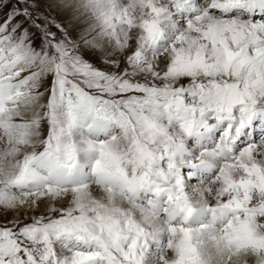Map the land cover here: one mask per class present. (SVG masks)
<instances>
[{"label":"snow or ice","instance_id":"1","mask_svg":"<svg viewBox=\"0 0 264 264\" xmlns=\"http://www.w3.org/2000/svg\"><path fill=\"white\" fill-rule=\"evenodd\" d=\"M44 6L69 23L66 0ZM187 7L176 32L161 30L163 9L152 0H141L135 14L114 11L111 26L124 28L119 34L135 62L115 75L78 59L66 66L68 52L52 65L51 92L75 94L70 123L95 103L124 131L118 145L96 146L91 185L68 180L72 145L50 138L39 155H21L29 125L19 121V109L32 102L36 69L0 49V264H143L152 234L138 222L145 209L137 194L146 191L168 204L174 259L165 254L162 264H203L206 226L193 227L198 211L224 221L219 241L230 261L264 264V144L253 132L259 127L264 138V20L232 15L264 14V0H188ZM178 133L211 143L185 161L192 168L226 160L214 205L198 210L187 198L173 152Z\"/></svg>","mask_w":264,"mask_h":264},{"label":"rangeland","instance_id":"2","mask_svg":"<svg viewBox=\"0 0 264 264\" xmlns=\"http://www.w3.org/2000/svg\"><path fill=\"white\" fill-rule=\"evenodd\" d=\"M101 2L105 1L102 0ZM140 2L141 0H119L116 2L117 9L114 11L118 12L123 10L125 7H128L130 11L135 14L140 7ZM152 2L156 7L163 9V20L161 22V26H167V30L169 32H176L177 23L168 22V15L166 16V12L169 11L168 9H171V3L170 5L166 4V0H152ZM45 4L46 0H0V8L3 7L2 9H0V26L4 27L0 28V43L2 42V36L3 38L6 37L7 39L11 38L12 40H9H11V43H13L12 46L6 43V46H4L2 49L4 51L11 50L13 57H17L14 58L19 64H21V61L18 60V56H21L23 61L25 62V65L27 66H25L24 63L22 65L26 68H30V63L26 64L27 61H30L32 59L36 60L35 67L37 68L34 72L36 73V75H34V79L32 78V83H34L32 88L36 89V91L35 94H33L32 96L31 103L36 105L38 107V110L32 111L30 115L34 114L37 117L33 116V121L31 123L26 121L24 123L29 125L27 127L28 129H30L31 124H35V139L39 140V142L44 133V146L50 138L59 141L60 132L62 130L71 128L73 126L72 124H74L80 116L79 115L71 123L69 122L68 113L70 107H66V104L68 103V100L74 101L73 105L75 104L76 98L74 93H71L70 90H66L64 96L61 97L59 94L54 95L53 93H51L50 90L51 84L53 83L52 65L54 63L60 62V53H69L67 57L63 58V63L66 66L68 65L71 59H78L82 62H87V64L92 66L93 68L106 71L112 75L123 71L126 62L135 63L134 61H131V58L129 57V52L132 51V48L127 47L122 42L119 34L120 32L124 31V28L121 26L119 27V31H117L111 26V17L114 11L109 12L105 10L104 12H102L100 15H98V17H96L95 28L93 30L86 31L84 29L81 30L78 28H71L69 27L68 22H64L62 24L61 21H59L53 15V11L44 6ZM172 6L173 9H181L180 6H178L176 3L172 4ZM232 15L241 18L240 14L234 13ZM92 18L94 19L95 17L93 16ZM135 18L137 20L140 19L139 15H136ZM242 19L244 20L243 17ZM177 20L178 19H176L175 21ZM135 31L138 36L139 29L137 28L135 29ZM100 34L104 35L103 39L109 40L108 48L106 49L104 54H98V52H96L98 50L96 49L95 45L92 44L93 40L95 41V39L98 38ZM16 42H21V44L14 45V43ZM19 49L23 50L21 52H15ZM23 53H25V55H22ZM143 59L144 58L142 57L141 60L143 61ZM138 68L139 65H137V67L132 70V74H134ZM56 79L59 83L60 78L57 77ZM50 93L52 94L51 103L44 112L46 107L43 109L41 102H47V106L49 103L48 96H50ZM41 97H43L44 99H41ZM92 99L96 100L98 98L94 97ZM96 106L97 104L94 103L92 105V108L88 111L91 116L94 113ZM23 107L24 106L20 107L19 112H24V110H22ZM49 115L52 116L51 119ZM98 115L100 117H98ZM97 118H101L103 120L100 122V124H102L103 122H108L109 124L113 123L115 125L112 120H110L109 118H105L100 113H97L91 122L86 123L85 121H81L80 125L77 126L75 129L71 130L67 134H63L62 140H64L63 138H65L66 136H69L73 139H79L84 135H87L88 137H90V139H95L97 141L105 140L104 138H107V136H104L103 134L100 136L96 135L95 137L89 135V133H85L84 135L80 134V131L81 129H83L84 126H92L94 124V120H96ZM104 125L102 124L101 126ZM31 131L32 129L28 131L29 135ZM123 136L124 131L120 127L117 132V135L114 137L115 140L112 137L111 140L102 143L109 145H118L119 142L122 140ZM199 139L200 137L183 136L178 133L175 137V143L173 145V152L175 153L176 159H178L179 162H184L186 160H191L194 155H198L200 150L199 148H197L199 145L196 140L200 142L201 139ZM258 139L260 140L261 138L258 137ZM261 140H264V138H262ZM61 141L59 142L60 144ZM85 143L89 144L90 142ZM259 143L264 144V141H259ZM92 146L94 145L92 144ZM210 146L211 144L209 145V147ZM36 150V148H33L31 150L27 148V146H24L22 148L21 155H32ZM97 155L98 151L97 153H95L94 151L93 163L98 158ZM220 158L221 157H219L218 160ZM214 159L215 158H212L211 160ZM211 160H209L208 163H210ZM221 160L223 159H220V161ZM223 164L224 163L221 162L217 165V167L213 168L211 171H202L201 173H199V175L198 173H196V171L192 170L194 176L191 178L190 176H185L184 179L190 185V189L192 188V192L189 193H194V196H197L199 194L197 193V188L193 186L197 184H191V181L189 179H191L192 182H198L199 180L203 179L206 186L201 188V193L203 194L205 192L208 204L213 205L214 198L218 199V191L220 187V185L216 183L215 177L216 174H218L219 172V165L221 166ZM210 166L211 168L213 167L212 165ZM180 168H178V171L182 172V176L190 172V168L188 166ZM162 202L167 201L166 199H164ZM163 213L165 212H162L161 217L164 218L166 217V214ZM145 230L148 231L146 228ZM148 232L152 234L151 231ZM158 238V236H155L154 238L153 236H151L152 243L148 251L145 253L143 264H162L160 257L165 256V254V258L168 261L174 259L173 252L167 249V237L164 236V239H161L162 242L159 240V244L158 242L154 243V240ZM201 259H203L202 256Z\"/></svg>","mask_w":264,"mask_h":264},{"label":"bare ground","instance_id":"3","mask_svg":"<svg viewBox=\"0 0 264 264\" xmlns=\"http://www.w3.org/2000/svg\"><path fill=\"white\" fill-rule=\"evenodd\" d=\"M101 1L100 0H66V6L71 9V16H73L76 20L75 23H72V24L69 23L68 24L69 27L78 28L81 30L84 29L86 31L93 30L96 26V17H98V15H100L105 10L109 11V12L116 10L117 9L116 8V2L119 0H103L105 2H101ZM178 1H181V2L187 1V5H188V0H178ZM46 2H47V0H46ZM170 3L172 5L173 0H166V4L170 5ZM191 10H192L191 8L186 6L185 12L191 11ZM234 13L240 14V17H241L240 19H242L243 15L245 14L246 17L252 16L253 18L257 17V19L261 18V20H264L262 18L263 14H261L259 12L252 14V13L244 11V10H237V11L233 12L232 14H234ZM179 14H180L179 11H175V12L171 13L170 19H173L174 16L176 17V19H179L180 18ZM93 16L95 17L94 19L92 18ZM258 21H260V20H258ZM103 36L104 35L100 34L98 36V38H96L95 41L93 40V42H92V44H94L96 49L98 50V51H96V52H98V54H104L106 49L108 48V45H109V42H108L109 40L103 39ZM15 52H17V51H15ZM22 55H25V53H23ZM15 58H17V57H15ZM18 60L21 61L20 62L21 65L23 63L25 65V62L23 61L21 56H18ZM25 66H27V65H25ZM33 85H34V83L31 84V87ZM35 91H36V89H33V94H35ZM41 99H44V98L41 97ZM41 103H42V107L44 109L46 107L47 102H41ZM22 106H24L22 108V110H24V112H19V121L22 123H24L25 121L31 123L33 121V116H35V115L34 114L30 115V113L32 111L38 110V107L32 103L27 104V106L26 105H22ZM35 117H37V116H35ZM98 117H100V116L98 115ZM38 118H40V117H38ZM88 119L90 120L89 116L86 115V117H84L82 119V122L85 121L87 123ZM101 121H103L101 118H97L96 120H94V124L92 126H90V127L84 126L83 129H81L80 134L84 135L85 133H89V135L94 136V137L96 135L100 136L103 134L104 136H107V138H104V139L105 140L108 139L111 135H113L114 130H115V125L113 123L109 124L108 122H103L102 124L103 125L105 124V125L101 126L102 125V124H100ZM34 125H35L34 123L30 125V129H32L30 135L28 132L30 129H28V128L24 129V131L27 132V140H28V144L25 146H27V148H29L31 150H32L33 146L36 147L37 145H39V143H41V141L39 142V140L35 139L36 127H34ZM253 132H254V130H253ZM63 139L64 140L61 139L62 141L60 140L62 146L71 145L72 142H75V143L82 144V146L84 147L85 141H84L83 137H81L79 139H73L69 136H66ZM82 146H78V147L74 148L75 152L79 155V159L77 161L78 164L75 165L74 168L72 169V172H71L70 176L68 177V180H70V182H72L74 184L87 183V184L91 185L95 179V177L92 173V170L90 169V166L86 167L85 169H83V167H84V165L89 164L90 162L94 161L93 160L94 159V151L93 150L87 151V149L83 148ZM97 157H98V155H97ZM220 159L225 160L223 157H221ZM220 159L218 161H220ZM223 163L225 164L226 160ZM209 164L213 166V164L208 163L204 167L206 170H210L211 166ZM189 171H190V169H189ZM179 173H180L181 178H182V172L179 171ZM182 180H183V189H184V192H185L187 198L198 210L203 209L206 206H210V204H208V202H207V198H206L207 196H206L205 192L203 194L201 193V188L196 189L197 193H199V194L197 196H194L193 200H192L191 193H189V192H192V188L190 189V185L184 179H182ZM198 189H200V190H198ZM187 190H189V191H187ZM196 190H193V191H196ZM164 199H166V197L164 195L155 196L151 192H147V191L137 194V203L140 205V207L145 209V215L138 216V222H140L141 225L145 226V228H147L148 231L152 232L153 238L155 236H158L159 238L162 239V237L165 236V233H166V223L168 221V213L165 211V209L168 208V204H167V202H162ZM217 200H218L217 198H214L213 205L217 202ZM144 202H147L148 204H145ZM162 212L166 213V223L164 226H162V225L159 226L158 225V223H159L158 219H159V216L162 214ZM198 212H199V214L205 213V212H200V211H198ZM197 216H200V215H197ZM200 224H204L206 226L204 229V232L200 236V243H199V252L203 258L202 259L203 263L235 264V261L229 260L230 253H229L228 249L226 248V246L222 242L219 241L220 230L223 228L224 221L218 219V220H215L214 223L209 224V223H206V219H201V218L197 217L195 222L193 223V227L198 228ZM162 230H163V232H162ZM167 239H168V237H167ZM157 242H158V244L160 243L158 239H155L154 243H157Z\"/></svg>","mask_w":264,"mask_h":264},{"label":"clouds","instance_id":"4","mask_svg":"<svg viewBox=\"0 0 264 264\" xmlns=\"http://www.w3.org/2000/svg\"><path fill=\"white\" fill-rule=\"evenodd\" d=\"M75 22H76L75 18L73 16H71L70 19H69V23L72 24V23H75ZM117 203H118V201H117ZM236 264H239V262H236Z\"/></svg>","mask_w":264,"mask_h":264}]
</instances>
